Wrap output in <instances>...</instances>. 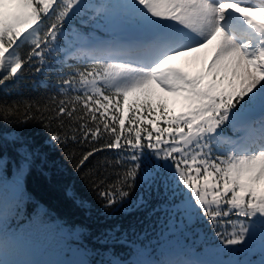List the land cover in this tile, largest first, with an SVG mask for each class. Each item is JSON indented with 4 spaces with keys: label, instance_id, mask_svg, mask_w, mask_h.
<instances>
[{
    "label": "snow or ice",
    "instance_id": "snow-or-ice-1",
    "mask_svg": "<svg viewBox=\"0 0 264 264\" xmlns=\"http://www.w3.org/2000/svg\"><path fill=\"white\" fill-rule=\"evenodd\" d=\"M252 13L264 0H0V90L34 71L62 97L22 118L21 101H0V264H256L257 249L264 264V22ZM70 145H92L77 172L119 150L90 185L105 219H156L104 229L82 249L94 261L20 259L67 227L29 210L24 181Z\"/></svg>",
    "mask_w": 264,
    "mask_h": 264
},
{
    "label": "trees",
    "instance_id": "trees-1",
    "mask_svg": "<svg viewBox=\"0 0 264 264\" xmlns=\"http://www.w3.org/2000/svg\"><path fill=\"white\" fill-rule=\"evenodd\" d=\"M53 82L51 75L45 77L33 71L25 77L23 82L16 85L11 92L0 90V101L6 100L10 103L13 101H21L14 113L18 118L23 117V114L27 110L25 107L26 104L31 105L33 109L39 106L42 114L48 115L49 108L59 99H62L60 96H56L55 100L51 99V97L55 95V90L51 87L44 86L45 84H51ZM2 111L4 115H10L7 109H2ZM148 127L151 126L148 125ZM4 130L6 129L3 123L0 122V131ZM24 131L26 134L35 137L45 135L38 125H28L25 127ZM101 135L103 138H107L106 133L102 132ZM91 146L92 145H70L64 150V154H71L70 158L67 160L63 158V155L59 151H53L52 155L55 156L56 167H44L38 164L24 181L26 195L30 197V203L28 205L29 210L39 207L42 212L47 213L45 217L47 222L52 225L62 224L67 226L63 231L53 229L52 232L33 237L29 241V244L36 249L43 250V255L52 253L57 257L56 260H60L58 257L61 250L59 246L61 235L69 234L66 240L68 242H73L72 247L68 246L69 249L66 255L72 251V248L79 251L81 256L80 259L88 258L94 261L97 257H83L82 249L85 246L89 248L98 247V245L94 243L93 237L99 235L104 229L119 224L123 229H129L135 226L137 230L140 231L150 223H153L156 219L153 217V220L149 221L146 218V211H131L127 214L117 213L112 219L104 218L95 194L90 191V185L96 178V166L105 160L114 159L119 150L105 149L104 151L96 153L91 163L77 172L75 170L76 161L80 158L81 154ZM7 179H13L11 167L8 169ZM72 193L88 201L91 211L86 212L78 207L79 201H74L72 199ZM133 198H135V195ZM158 227L159 226L156 225L157 229ZM81 228L87 229L91 235H84L82 237L80 233ZM71 229H75V231H71ZM154 236L155 232H152L149 238H153ZM120 251L124 250L120 249ZM247 258L259 264L262 257L258 249V252L251 253ZM72 259L79 260L75 255L72 256Z\"/></svg>",
    "mask_w": 264,
    "mask_h": 264
},
{
    "label": "rangeland",
    "instance_id": "rangeland-1",
    "mask_svg": "<svg viewBox=\"0 0 264 264\" xmlns=\"http://www.w3.org/2000/svg\"><path fill=\"white\" fill-rule=\"evenodd\" d=\"M251 15H253L254 19H257L259 21L264 22V15H261L259 13H252ZM198 55H200V56L208 55L209 58H211V51L207 50L206 53H200ZM185 59H191V58H185ZM183 62H184L183 60L174 61V63H177V64H181ZM67 237H69V234L61 235V240L59 242V246H60L61 250L59 252V257L58 258H60V260L73 261L72 256L75 255L77 257V259H80L81 256L79 254V251L78 250H74L72 248H71L72 251H70L66 255V252L69 249L68 246H71V247L73 246V242H68L66 240ZM255 252H258V249ZM18 258H20V259H33V260H56L57 259V257H55L52 253H47V254L43 255V250L36 249L35 247H33L30 244L28 246V250H27L26 254H24V255H22V256H20Z\"/></svg>",
    "mask_w": 264,
    "mask_h": 264
}]
</instances>
